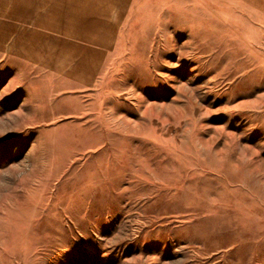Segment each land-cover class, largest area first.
Masks as SVG:
<instances>
[{
    "label": "rangeland",
    "instance_id": "1",
    "mask_svg": "<svg viewBox=\"0 0 264 264\" xmlns=\"http://www.w3.org/2000/svg\"><path fill=\"white\" fill-rule=\"evenodd\" d=\"M0 264H264V0H0Z\"/></svg>",
    "mask_w": 264,
    "mask_h": 264
}]
</instances>
